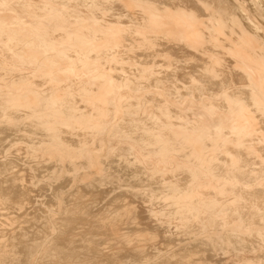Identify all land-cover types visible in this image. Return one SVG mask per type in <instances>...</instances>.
I'll return each mask as SVG.
<instances>
[{
    "label": "bare ground",
    "instance_id": "6f19581e",
    "mask_svg": "<svg viewBox=\"0 0 264 264\" xmlns=\"http://www.w3.org/2000/svg\"><path fill=\"white\" fill-rule=\"evenodd\" d=\"M0 264H264V0H0Z\"/></svg>",
    "mask_w": 264,
    "mask_h": 264
}]
</instances>
